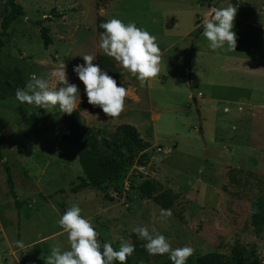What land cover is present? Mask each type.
Segmentation results:
<instances>
[{"label":"rangeland","instance_id":"obj_1","mask_svg":"<svg viewBox=\"0 0 264 264\" xmlns=\"http://www.w3.org/2000/svg\"><path fill=\"white\" fill-rule=\"evenodd\" d=\"M17 2L24 14L4 38L0 72L18 70L24 86L34 74L48 80L51 88L60 87L53 72L64 63L68 82L79 89L78 105L84 85L73 68L85 64L83 55L95 59L105 55L97 47L101 34L96 31L97 17L135 22L147 30L157 39L162 62L158 77L143 86L123 71L119 86L127 89L128 96L119 118L111 119L103 111L80 112L86 125L110 132L119 125L134 126L140 141L149 144L145 156L141 157L143 152L136 155L120 182L101 189L70 192L84 174L78 163L79 145L69 138L65 113L58 106L45 110L22 105L15 97L0 99L5 133L0 151V264H45L52 246L69 250L67 234L57 222L74 204L99 233L101 244L111 243L116 250L121 242L131 244L134 227L151 230L155 226L173 249L193 248V259L209 252L229 255L236 247L257 255L264 264V228L256 232L250 221L253 200L264 194V107L256 106L264 102L261 93L249 88L254 82L264 85L262 16L244 10L246 23L234 20L233 26L243 37V58L253 60L262 71L255 78L222 70L220 62L232 51H212L202 36L203 20L213 9L244 5L263 15L264 0ZM8 11L7 0H0V22ZM40 21L52 40L46 48ZM199 53L206 55L195 59ZM212 95L223 100L203 111L202 101ZM5 167L13 180L15 199ZM231 168L239 171L234 173L235 182L229 178ZM144 179L178 194L167 221L159 219L161 208L153 201L139 197L136 186ZM17 241L24 247L15 252Z\"/></svg>","mask_w":264,"mask_h":264},{"label":"clouds","instance_id":"obj_2","mask_svg":"<svg viewBox=\"0 0 264 264\" xmlns=\"http://www.w3.org/2000/svg\"><path fill=\"white\" fill-rule=\"evenodd\" d=\"M237 9L231 5L215 8L203 20L202 36L207 40L212 51H235L237 37L233 31ZM103 32L97 47L110 58H113L122 71L130 73L143 86L155 80L160 74L162 55L154 35L137 27L135 22L125 23L121 19L111 18L100 24ZM85 64L76 65L73 72L84 85L88 104L99 107L111 119H117L124 111L128 91L118 86L117 81L99 65L93 63V55H83ZM64 63L53 72L58 88H51L49 81L33 77L23 88H17L15 98L20 104L35 105L45 110L54 109L71 115L77 108L80 99L76 84H70ZM81 208L72 205L58 219V225L67 234L69 250H61L60 246H52L50 254L45 258V264H127V259L135 251L134 246L121 242L119 250L111 243L101 244L99 233L91 222L81 215ZM256 211V210H253ZM172 216L171 209H161L159 219L167 221ZM138 238L145 241V250L149 255L167 254L172 264H186L193 254L190 246L172 248L166 237L160 234L156 227L151 230L147 226H137L132 229ZM16 246L23 248L22 241Z\"/></svg>","mask_w":264,"mask_h":264},{"label":"trees","instance_id":"obj_3","mask_svg":"<svg viewBox=\"0 0 264 264\" xmlns=\"http://www.w3.org/2000/svg\"><path fill=\"white\" fill-rule=\"evenodd\" d=\"M9 11L0 22V53L4 46V38L8 35L10 25L19 17L23 16L24 9L17 0H7ZM107 22L102 17L96 19V31L103 32L100 24ZM40 25V36L43 46L46 48L52 40L48 35V28L43 26V21L38 22ZM95 64L112 76L117 85H123L124 72L117 62L107 55L98 54ZM24 84L20 72H0V99L15 97L17 88H23ZM82 110H87L91 114L102 112L99 107H93L88 104L85 90H83L81 101L78 103L76 111L71 115L65 113L64 121L69 131V138L79 145L78 163L84 176L79 184L70 189V192L76 194L85 189H101L105 185L116 184L124 176L125 170L132 166L138 153L144 152L149 144L140 141L138 130L134 126L119 125L113 131L86 125L80 116ZM5 142V133L3 123L0 120V151ZM6 181L10 194L15 199L16 194L13 187V180L10 171L5 167ZM235 168L229 169V178L232 182L237 181ZM140 198H146L155 203L161 209H170L178 200V194L172 190L163 187L159 182L151 179H144L137 186ZM60 207L64 210L63 204ZM256 210V211H253ZM251 225L256 232L264 228V194L253 200L251 204ZM146 242L138 238L137 234L131 235V245L135 251L127 259V264H172L168 255H149L144 248ZM24 264V262H21ZM114 264H119L118 261ZM186 264H262L257 255H247L244 249L233 247L229 255L209 252L195 257H189Z\"/></svg>","mask_w":264,"mask_h":264},{"label":"crops","instance_id":"obj_4","mask_svg":"<svg viewBox=\"0 0 264 264\" xmlns=\"http://www.w3.org/2000/svg\"><path fill=\"white\" fill-rule=\"evenodd\" d=\"M244 10L248 11L249 13H251L254 16H257V17L262 16L261 20L263 21V25H264V16H263L264 14L262 15L255 10L248 9V8L244 7V5L238 6L237 13L235 16L236 21H239L241 23H246V21L244 20V15H245ZM263 28H264V26H263ZM202 32H203V29H202ZM236 37H237V43L238 44L236 43L237 47H236L235 51H232V53H230V55H227L226 57H224L223 61L220 62L221 64L219 67L222 70L226 69L232 73L233 72H235V73L241 72L245 75H250V76L255 78L257 75H260V72H262V71H260V68L257 67L258 64L253 63L254 62L253 60L250 61L246 58H245L246 60L243 58V54H245V48L240 44L243 41V37L241 35L239 36L238 34H236ZM205 55H206V53H199V54L194 55V56L196 59V57H198V56H199V58H204ZM215 62H217V61H215ZM226 65H228V67H230V69H228V67H226ZM200 66H202V65H200ZM200 66H199V68L201 70H204V68L200 67ZM225 78H226V76H225ZM240 78H243V76ZM228 80L230 82H234L236 85H240V82H237L236 79L233 77H229ZM207 83H209L210 85H214V83H212V82H207ZM244 83H242V84H244ZM204 84H205V82H204ZM249 88L252 92L261 93L262 94V101L264 102V85H262L259 82H254L253 84L250 85ZM219 100H223V98L218 99V98L213 97V95L210 96V98L208 100H203L202 101L203 111L204 110L206 111L207 105H210V103L215 102V101H219ZM257 100H259V99H257ZM244 102L250 103L249 100H244ZM256 106L264 107V104L257 102ZM0 224H2L1 221H0ZM11 249H12L11 253H14L12 247H11ZM20 250H23V249L17 248V249H15V252L20 251ZM2 260H3V258H2Z\"/></svg>","mask_w":264,"mask_h":264},{"label":"water","instance_id":"obj_5","mask_svg":"<svg viewBox=\"0 0 264 264\" xmlns=\"http://www.w3.org/2000/svg\"><path fill=\"white\" fill-rule=\"evenodd\" d=\"M193 101H194V103L196 104V99H195V98L193 99Z\"/></svg>","mask_w":264,"mask_h":264}]
</instances>
